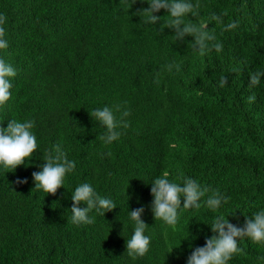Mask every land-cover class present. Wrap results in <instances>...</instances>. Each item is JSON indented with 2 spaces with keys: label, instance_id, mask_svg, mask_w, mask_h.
<instances>
[{
  "label": "trees",
  "instance_id": "trees-1",
  "mask_svg": "<svg viewBox=\"0 0 264 264\" xmlns=\"http://www.w3.org/2000/svg\"><path fill=\"white\" fill-rule=\"evenodd\" d=\"M198 2L199 16L186 19L214 30L220 53L201 56L194 37L175 40L173 29L160 31L170 19L164 9L154 13L161 17L155 25L145 23L139 11L147 0H0L8 40L0 58L17 71L0 126L34 120L39 144L26 166L0 167V264H187L215 234V216L243 227L264 210V76L249 83L264 70V0ZM234 21L237 28L223 30ZM168 64L180 70L169 72ZM221 76L228 77L223 87ZM125 101L130 126L105 146L99 137L106 129L90 113ZM56 145L76 168L51 195L34 188L32 173ZM165 173L230 199L216 212L203 202L182 208L173 230L151 211V183ZM82 183L117 207L104 215L94 209L95 223L75 225L71 196ZM140 207L151 244L133 259L126 251L135 227L129 212ZM240 247L229 264H264V245L245 238Z\"/></svg>",
  "mask_w": 264,
  "mask_h": 264
},
{
  "label": "clouds",
  "instance_id": "clouds-1",
  "mask_svg": "<svg viewBox=\"0 0 264 264\" xmlns=\"http://www.w3.org/2000/svg\"><path fill=\"white\" fill-rule=\"evenodd\" d=\"M135 2V0H134ZM143 2V0H141ZM148 8L139 12L144 13L145 23L155 25L161 20L160 16L154 15L161 9L167 11L170 19L164 22L160 31L165 27L173 29L175 40H183L186 36H192V48L198 51L201 56L213 49L220 53L223 50V43L217 40L214 30H209L206 23H192L186 18L191 15L199 16L200 4L197 0H147ZM211 19L222 24V16L213 14ZM7 17L0 14V50L8 48L6 39L5 24ZM238 27V22H231L223 30H231ZM167 70L172 71L173 67L180 70L178 64H168ZM17 75L16 69L3 58H0V108L5 107L12 98V78ZM264 76V70L250 74V86H257ZM159 83V80H157ZM228 83L227 76H221L219 86L223 87ZM255 95L249 96V102L255 101ZM117 104L114 107L104 106L94 109L90 116L103 125L106 132L99 137L105 146L111 145L120 139L122 130L127 129L130 124L126 119L130 116V109ZM35 121L27 119L20 121L11 119L7 127L0 126V167L14 172L18 166L31 162V158L37 153L39 144L34 134ZM111 156V152L107 153ZM45 163L41 171L32 173L36 189L43 190L46 194L55 195L62 186L68 174L73 173L76 168L75 161L69 160L62 151L60 145H56L53 151L44 156ZM27 178H17L16 184H26ZM151 194L153 201L151 211L155 220H162L165 224L175 230L179 222V212L183 209H199L203 204L213 212H216L222 205L227 204L230 197L222 194L219 189L201 185L196 179L183 177V183L172 182L168 179L167 173L156 178L151 183ZM73 201L71 207V223L75 225H87L95 223V217L89 213L94 209L104 215L107 211L114 210L117 206L110 198L100 196L89 183L78 185L72 193ZM183 199V206L181 201ZM86 207H81V204ZM144 208H136L129 212L130 219L135 222L133 234L126 240L127 254L136 259L145 256L151 244V238L145 235L148 225L143 221ZM234 214V213H233ZM211 225L213 233L206 239L204 246L196 247L187 258V264H229L235 256L242 254L240 241L245 238L254 244L264 245V210L255 212L251 218L245 220L243 227H238L229 222L224 215L214 217ZM173 249V248H172ZM170 250V252L172 251ZM261 259H264L262 257Z\"/></svg>",
  "mask_w": 264,
  "mask_h": 264
}]
</instances>
